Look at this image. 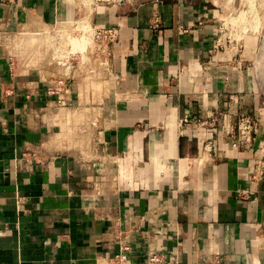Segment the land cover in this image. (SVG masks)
<instances>
[{"label": "crops", "instance_id": "crops-1", "mask_svg": "<svg viewBox=\"0 0 264 264\" xmlns=\"http://www.w3.org/2000/svg\"><path fill=\"white\" fill-rule=\"evenodd\" d=\"M230 4L0 0V264H264L258 46L224 41ZM80 21L119 30L107 69L42 58Z\"/></svg>", "mask_w": 264, "mask_h": 264}, {"label": "rangeland", "instance_id": "rangeland-1", "mask_svg": "<svg viewBox=\"0 0 264 264\" xmlns=\"http://www.w3.org/2000/svg\"><path fill=\"white\" fill-rule=\"evenodd\" d=\"M246 1L247 0H231V4H230L231 10L229 15L225 17L224 22L222 23L221 36L223 37L224 41L229 42L230 44L234 42L236 46L239 45L243 46V43H247V46H256V47L258 46V51H256L257 75L261 89L264 92V61L261 59V56L263 55L262 51L264 47V0H260V1L255 0L252 6L250 5L252 3L250 4L248 3L250 2V0L248 2ZM247 3L249 4V6L247 5ZM255 3L258 5H256ZM254 9L255 11H252ZM249 10H251V12L253 13H249L250 12ZM254 12H256L257 15ZM244 18L245 21L244 20L242 21V19ZM254 18L256 19V21L254 20ZM250 19L252 20L249 21ZM246 20H248L247 21L248 25L254 24L253 27L248 26L246 24ZM80 24L83 25V27H80L81 26ZM86 27H88V24L81 23V21L78 22L77 24H73L72 26L64 29V31L60 33L61 36L58 41L56 40V38L52 40V37L50 35H49L50 38L48 35H45L42 42L38 43L40 44V46H43L45 48L44 52L42 51V55H43L42 58L49 60L51 63L53 62L52 59L59 60L56 62H62L61 60H63L64 58L66 59L67 56L69 55H70L69 57L74 58L77 63H81L82 59H93L94 57L92 51L95 49L96 40L94 39L93 36L92 27L90 25L88 28ZM249 27L254 29L250 30ZM255 29L258 30V33L257 31H255ZM12 45L15 46V52L17 55L15 59H20L21 56L22 59H24L25 56L21 54L23 51L20 50V44L18 42H15ZM51 46L52 47L61 46L60 51L58 53H55V51H50ZM70 46H72L73 48L72 50L73 54L72 53L70 54V50H71ZM36 54L39 55L40 53L34 51L33 57ZM56 62L53 63L57 64Z\"/></svg>", "mask_w": 264, "mask_h": 264}, {"label": "built area", "instance_id": "built-area-1", "mask_svg": "<svg viewBox=\"0 0 264 264\" xmlns=\"http://www.w3.org/2000/svg\"><path fill=\"white\" fill-rule=\"evenodd\" d=\"M9 2H13L14 0H5ZM81 23L89 24L92 27L93 30V36L96 40V46L95 49L92 51L93 53V59H90L91 63H93L95 66H99V64H102L103 66L108 67V57H109V47L114 44L116 39L119 35V30L115 27H93L88 21H81ZM156 28L159 27L157 24L155 26ZM68 28L67 26H53L51 28H48L46 31H44L45 35H50L52 37V40L56 38L58 41L61 36V32L64 31V29ZM49 36V38H50ZM60 43V42H59ZM61 46H51L50 51H55V53H58L60 51ZM70 54L72 53V49L70 48ZM73 54V53H72ZM70 56V55H69ZM67 56V58L61 60L62 62H56L59 60L52 59L53 62H56L59 65H67V63L70 60V57ZM83 65L87 66L88 61L87 59H83L82 63ZM14 63L11 64V68H13ZM69 79L66 76H60L58 78H55L53 82L49 84V88H51L49 91L51 94L59 95L63 94L66 90H69L70 84H68ZM61 102V101H60ZM63 104V101H62ZM216 119H212V123H215ZM193 122L192 119L187 118L184 120L185 124H191ZM258 118L253 116H247L242 117L239 120L238 124V137L236 138V142L234 143L235 147H239L240 145L245 144H252L254 140V134L257 132L258 127ZM216 129V128H214ZM126 260L125 255H121L119 257L118 262L121 263L122 261Z\"/></svg>", "mask_w": 264, "mask_h": 264}, {"label": "bare ground", "instance_id": "bare-ground-1", "mask_svg": "<svg viewBox=\"0 0 264 264\" xmlns=\"http://www.w3.org/2000/svg\"><path fill=\"white\" fill-rule=\"evenodd\" d=\"M248 1H249V0H247L246 2H248ZM259 1H260V0H259ZM254 2H255V0H254V1H251V0H250V2H248V3H249V4L252 3V4H250V5L252 6V5L254 4ZM248 3H247V5L249 6ZM259 3H260V2H259ZM255 4H256V3H255ZM256 5H258V4H256ZM256 5H255V7H256ZM248 8H249V7H248ZM253 8H254V6H253ZM249 11H250V12H249ZM249 11H248L249 13H253V12H251V10H249ZM252 11H255V9L252 10ZM258 12H259V11H258ZM249 13H248V15H249ZM254 13H256V12H254ZM245 14H246V13H245ZM253 15H254V14H253ZM256 15H257V13H256ZM250 16H252V15H250ZM254 16H255V15H254ZM254 16H252V17H254ZM247 17H248V16H247ZM249 18H250V17H249ZM256 18H257V17H256ZM260 18H261V17H260ZM243 20L245 21V18L242 19V21H243ZM251 20H252V19H250L249 21H251ZM254 20L256 21L255 18H254ZM88 21H89V20H88ZM242 21H241V22H242ZM247 21H248V20H246V24H247ZM242 23H243V22H242ZM251 23H252V22H251ZM251 23H250V24H251ZM244 24H245V23H244ZM252 24H253V23H252ZM80 25H81V24H80ZM247 25H248V24H247ZM253 25H254V24H253ZM253 25H248V26H252V27H253ZM86 26H87V25H86ZM80 27H83V25H81ZM80 27H79V28H80ZM88 27H89V24H88ZM88 27H86V28H88ZM255 27H256V26H255ZM79 28H78V29H79ZM249 28H250V30H251V29H254V28H251V27H249ZM258 28H259V25H258ZM85 30H86V29H85ZM85 30H84V31H85ZM253 31H254V30H253ZM255 31H257V33H258V30L255 29ZM255 31H254V32H255ZM251 32H252V31H251ZM255 33H256V32H255ZM255 33H254V34H255ZM68 54H69V53H68ZM261 59L264 61V53H263V55L261 56Z\"/></svg>", "mask_w": 264, "mask_h": 264}, {"label": "water", "instance_id": "water-1", "mask_svg": "<svg viewBox=\"0 0 264 264\" xmlns=\"http://www.w3.org/2000/svg\"><path fill=\"white\" fill-rule=\"evenodd\" d=\"M264 53V47H263V51H262V54Z\"/></svg>", "mask_w": 264, "mask_h": 264}]
</instances>
